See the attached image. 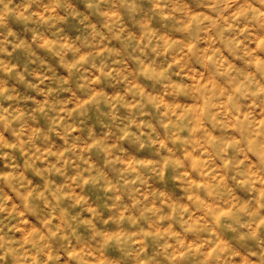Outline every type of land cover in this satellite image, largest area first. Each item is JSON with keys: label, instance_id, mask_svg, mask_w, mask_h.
<instances>
[{"label": "clouds", "instance_id": "obj_1", "mask_svg": "<svg viewBox=\"0 0 264 264\" xmlns=\"http://www.w3.org/2000/svg\"><path fill=\"white\" fill-rule=\"evenodd\" d=\"M0 264H264V0H0Z\"/></svg>", "mask_w": 264, "mask_h": 264}]
</instances>
